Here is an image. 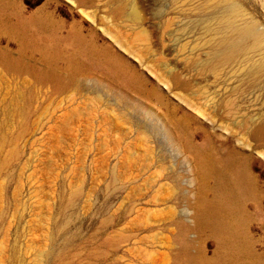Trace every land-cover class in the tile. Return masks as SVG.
<instances>
[{"label": "rangeland", "instance_id": "obj_1", "mask_svg": "<svg viewBox=\"0 0 264 264\" xmlns=\"http://www.w3.org/2000/svg\"><path fill=\"white\" fill-rule=\"evenodd\" d=\"M263 133L264 0H0V264H264Z\"/></svg>", "mask_w": 264, "mask_h": 264}, {"label": "bare ground", "instance_id": "obj_2", "mask_svg": "<svg viewBox=\"0 0 264 264\" xmlns=\"http://www.w3.org/2000/svg\"><path fill=\"white\" fill-rule=\"evenodd\" d=\"M132 15H133V17L134 18H137L138 17V15H137V13L135 12V10L132 12ZM107 58V57H106ZM109 59V58H108ZM113 59H115V58H113ZM113 61V60H112ZM110 62H111V60H110ZM115 62V61H114ZM120 62V61H119ZM108 63V62H107ZM118 63V62H117ZM121 63V62H120ZM110 64H112V63H110ZM118 65V64H117ZM80 66V65H79ZM114 66H116V64L114 65ZM117 68H118V66H117ZM123 68V67H122ZM121 68V69H122ZM125 70V69H124ZM123 70V72H125ZM121 71V70H120ZM118 74H119V72H118ZM128 74V73H127ZM120 76V75H119ZM131 76V75H130ZM169 128V127H168ZM264 134V133H263ZM203 162V161H202ZM204 163V162H203ZM206 164H207V162H206ZM209 168V167H208ZM208 168L206 167V165L204 166V165H200L199 163L198 164H196L195 163V165H194V168H193V170L195 171V178L196 179H202L203 178V175L204 174H206L209 170H208ZM210 169V168H209ZM212 205H210V203L208 204V208H209V210H207V209H204V208H201V206H199L198 205V210L196 211V215L197 216H199V217H201V216H205V217H209L210 216V211H211V209H212Z\"/></svg>", "mask_w": 264, "mask_h": 264}]
</instances>
